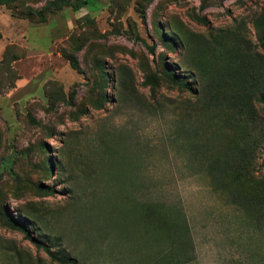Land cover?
Here are the masks:
<instances>
[{
	"label": "rangeland",
	"instance_id": "1",
	"mask_svg": "<svg viewBox=\"0 0 264 264\" xmlns=\"http://www.w3.org/2000/svg\"><path fill=\"white\" fill-rule=\"evenodd\" d=\"M50 1L0 6V264H264V0Z\"/></svg>",
	"mask_w": 264,
	"mask_h": 264
},
{
	"label": "trees",
	"instance_id": "2",
	"mask_svg": "<svg viewBox=\"0 0 264 264\" xmlns=\"http://www.w3.org/2000/svg\"><path fill=\"white\" fill-rule=\"evenodd\" d=\"M15 2V0H0V6H11L13 3ZM92 5V2L90 0H74L73 2H70L69 0H53V1H50L48 2L45 7H43L41 10L39 11H31L30 14L31 15H34V16H38L39 18L43 19V14L44 12H47L50 8H54L55 10H60L62 9L63 6H72L73 10L74 11H78L79 9L85 7V6H88V5ZM263 47H264V41L262 42L261 44ZM150 49L152 50V48L150 47ZM67 59L69 61V65L70 67L73 69V70H76V71H80V65H79V62H78V59H77V56H76V52H71L70 54L67 55ZM177 84L178 86L180 87H184L186 88L187 85L184 81H177ZM29 121L32 123V124H37L36 120L33 118V117H29ZM225 173V172H224ZM217 184L223 189V190H226V182H225V179L223 178H217ZM152 211V210H151ZM154 213V211H152ZM155 213H157L155 211ZM164 212H161V214H159L161 217H164L166 218V216H162ZM158 214V213H157ZM159 215L158 218H159ZM3 218H4V222L6 223L7 226H9L10 228H13V229H16V230H19L21 232L24 233V235L33 241V239H31L27 233V231L25 230V228L21 225V223H19L18 221L14 220L13 218L11 217H8V216H4L3 215ZM166 223L168 224V221H166ZM176 226H177V229L179 232H181V236L183 235L182 233H184V228H183V225L182 223L179 221V224L175 223ZM183 229V232L179 229ZM151 230H153L156 235H155V239L157 238V240L160 241V237L161 235H166V237L168 235H171L169 233H165L163 232L160 228H145V232L144 234H148V235H144L145 237H149L150 234H152ZM179 234V235H180ZM188 234V232H187ZM35 242V241H33ZM190 246H191V241H190ZM191 248V247H190ZM48 252V251H47Z\"/></svg>",
	"mask_w": 264,
	"mask_h": 264
},
{
	"label": "crops",
	"instance_id": "3",
	"mask_svg": "<svg viewBox=\"0 0 264 264\" xmlns=\"http://www.w3.org/2000/svg\"><path fill=\"white\" fill-rule=\"evenodd\" d=\"M148 235V234H144ZM202 236H209V234L203 233ZM216 235V234H214ZM236 236H239L240 234H234ZM254 236L261 235L260 233H253ZM191 237V249L189 252V255L187 256V264H227V263H233V264H254L253 263V253H243L241 242L243 241L241 238L230 240L234 243V245L238 246L236 251H233L232 253L225 254V252H200L198 249H201L200 245H204L205 242L209 241L208 238H204L199 240L198 238H193V234L190 232ZM248 241V239H247ZM237 243V244H236ZM259 256V255H258ZM259 259V257H258ZM220 262V263H215Z\"/></svg>",
	"mask_w": 264,
	"mask_h": 264
}]
</instances>
